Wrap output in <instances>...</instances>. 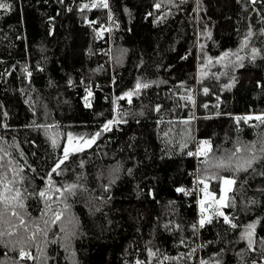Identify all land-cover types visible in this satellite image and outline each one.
I'll list each match as a JSON object with an SVG mask.
<instances>
[{
    "label": "trees",
    "instance_id": "trees-1",
    "mask_svg": "<svg viewBox=\"0 0 264 264\" xmlns=\"http://www.w3.org/2000/svg\"><path fill=\"white\" fill-rule=\"evenodd\" d=\"M6 2L0 172L24 207L0 204V264H264V124L237 121L264 114V0ZM138 81L149 87L129 102ZM69 133L100 135L57 174ZM224 176L236 180L221 205L231 223L213 198L198 210ZM37 225L47 235L29 239Z\"/></svg>",
    "mask_w": 264,
    "mask_h": 264
},
{
    "label": "snow or ice",
    "instance_id": "snow-or-ice-1",
    "mask_svg": "<svg viewBox=\"0 0 264 264\" xmlns=\"http://www.w3.org/2000/svg\"><path fill=\"white\" fill-rule=\"evenodd\" d=\"M169 2H172V0H169ZM101 4L103 7H108V4H107V0H101ZM94 7L96 5H93ZM157 8L160 7V4H157L155 5ZM11 7V5L9 3L6 2V0H0V9H3V10H9ZM85 8L88 7V5H84ZM249 35H251V32L249 33ZM247 46V37L245 38V42L244 44L242 45V48L243 47H246ZM257 49L253 48L252 49V52L255 54L257 53ZM230 55H236V58L237 60H242L243 57H240L237 53H229V52H225L222 57L218 58L219 59H224V58H227L228 56ZM253 58H255V56H253ZM242 66V65H241ZM206 75V73H205ZM149 87V84L147 83H141V82H137L136 86H135V90L132 91V92H128L125 94V96H127L129 98V102H130V98L134 95V94H138L139 93V90L141 88H147ZM227 87V86H226ZM204 91L207 93L208 89L205 88ZM89 95H91V93H89ZM185 99H191L190 96L188 97H184ZM87 100V98H86ZM157 110H159V106H157ZM243 119L245 122L247 121H250L252 119H255L257 121H259L261 124H264V114H260V115H256V116H245V117H238L237 118V121ZM113 121H109L107 124L104 125V131H108L109 130V125L112 124ZM185 123H187V121H185ZM100 135V133H96L95 136H93L90 140H87L84 142V145L82 147H76V148H70L69 145H71V142L73 140V137H72V134L69 133L68 134V145H65L64 147V155H63V158L60 159L57 164L55 165V167L52 169V172H56L57 174L58 173V169L61 168V165H63L65 163V161L68 160L69 158V155H70V152L72 151H82L83 150V147H87V146H90L92 143L95 142L96 138ZM53 143V146L55 147L56 146V141L55 139H53L52 141ZM207 146V148L205 147ZM253 148L255 147V145L252 146ZM211 151V147H210V142L209 141H202L201 142V147L200 149H198V152L196 153V155H207L208 152ZM241 151V148L237 147L236 149V152H240ZM260 151L262 153H264V147H262L260 149ZM5 156L8 155L7 152L4 153ZM189 155H193V153H189ZM233 155H235V153H233ZM260 157H257L255 154H252L251 157L249 159H247L245 162H244V165H246L247 167H245L244 165H241V164H238L236 166V171H241V170H244L246 171L247 168H250L252 167V164L255 160L259 159ZM0 160H3V157H0ZM217 167H230V164L228 163H225L224 161H221ZM4 168V165L3 164H0V169H3ZM51 175V174H50ZM22 179V177H21ZM222 180H223V184L226 185V186H229L227 188H222V195L220 197V199L217 201V203L221 204L222 206H226L227 204V201H226V197L223 193H226L227 191L230 190V186L234 185L236 183V180L232 177H222ZM51 183V181H50ZM15 181L13 179H9L8 178V173L6 171L4 172H0V204H3L4 205V210L7 211L8 207L12 204L13 201H15L17 203V206L20 207V208H23L24 207V204H23V194L21 192V190L19 188H16L15 186ZM78 185H68L66 186L64 189H56V191L58 192H61V195H63L65 192H67L69 195H72L73 194V190L75 188H77ZM205 188H207V185L205 184ZM179 191H183V189H179ZM48 195L47 193V190L45 191H41L39 193V196L40 197H46ZM203 203V202H202ZM49 211L51 210L50 208L48 209ZM46 214V213H45ZM220 216H223L224 217V220L226 223H231V221L229 220V218L223 213V212H219L218 213ZM12 215L13 216H20V213L15 211L13 209L12 211ZM63 215L62 212L60 213H54V216H55V219L52 221V223H56L57 221H59L61 219V216ZM4 218V212L3 211H0V220H3ZM6 222V221H5ZM205 219L202 218L200 221H199V224L201 227L204 226L205 224ZM207 222H211L210 220H208ZM20 223L23 225L24 224V219L23 217L20 218ZM47 221H45V225H47ZM196 225H193V228H195ZM232 227H236L235 224L232 225ZM254 229H255V224H249L247 226V229L246 231L242 234V238H247L248 239V243H249V246L251 247L252 243H253V240H252V236H253V233H254ZM44 235L46 236L47 235V229L46 227L45 228H40L38 225L35 227V231H33L32 235L29 237V239H36L37 235ZM0 235H3V233H0ZM149 255H155V253H152L151 251L149 252ZM20 256L21 258H29V259H33V257L31 256L30 253H27L24 251L23 248L20 249ZM165 259H169L168 257H165ZM175 259V258H173ZM136 264H142V262L140 261H137ZM202 264H204V262H202Z\"/></svg>",
    "mask_w": 264,
    "mask_h": 264
},
{
    "label": "rangeland",
    "instance_id": "rangeland-1",
    "mask_svg": "<svg viewBox=\"0 0 264 264\" xmlns=\"http://www.w3.org/2000/svg\"><path fill=\"white\" fill-rule=\"evenodd\" d=\"M96 1L98 2V1H101V0H96ZM72 137H73V140L71 142V145H69L70 148L82 147L84 145L85 141L91 139V138L90 139L89 138H82V137H78V136H74V135H72ZM65 145H68V135H67V138H66ZM83 148H86V147H83ZM220 182H221L220 191H219V195L217 197H215L213 194H210V195L208 194L209 196H207V197H200V199L198 200V210L199 211H202V202L206 201L208 198H213V200L208 201V202L213 203L218 208V211L221 212V204L217 203V201L220 199V197L222 195V188H227L229 186H226V185L223 184L222 178H221ZM231 187L232 186H230V189H231ZM228 192L229 191H227L226 193H223L226 198H227Z\"/></svg>",
    "mask_w": 264,
    "mask_h": 264
},
{
    "label": "built area",
    "instance_id": "built-area-1",
    "mask_svg": "<svg viewBox=\"0 0 264 264\" xmlns=\"http://www.w3.org/2000/svg\"><path fill=\"white\" fill-rule=\"evenodd\" d=\"M194 188H195V190L197 189V187H194ZM205 193H207V191ZM202 217H204V213L199 212L198 213V218H202Z\"/></svg>",
    "mask_w": 264,
    "mask_h": 264
}]
</instances>
